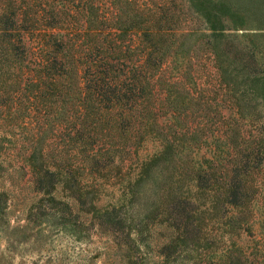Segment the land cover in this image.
I'll use <instances>...</instances> for the list:
<instances>
[{"label":"trees","instance_id":"obj_1","mask_svg":"<svg viewBox=\"0 0 264 264\" xmlns=\"http://www.w3.org/2000/svg\"><path fill=\"white\" fill-rule=\"evenodd\" d=\"M189 6L204 27L140 0H0V264L49 228L97 242L85 264H264V69L232 6Z\"/></svg>","mask_w":264,"mask_h":264},{"label":"rangeland","instance_id":"obj_2","mask_svg":"<svg viewBox=\"0 0 264 264\" xmlns=\"http://www.w3.org/2000/svg\"><path fill=\"white\" fill-rule=\"evenodd\" d=\"M240 13L242 23H237L233 26L232 21L228 24L232 25L227 32L232 33L235 48L247 54H253L254 64L260 70L264 69V0H224ZM152 8H156L159 12L166 14L165 18H170V21L176 22V28L196 29L204 27L205 22L197 16L193 9L189 6V0H140ZM205 52V51H204ZM207 52V51H206ZM204 59V60H203ZM205 62L204 69L201 66L198 73L202 79H208V73L205 70H211V64L205 57L202 58ZM201 60V61H202ZM251 97V96H250ZM262 121L264 125V108L260 106L257 111H254L253 118ZM257 129L252 128L253 133L261 135L264 140V126ZM262 127V128H261ZM249 130V126L246 127ZM258 130V131H257ZM260 137V138H261ZM264 143V142H263ZM264 146V145H263ZM29 192V188L27 189ZM30 196V195H28ZM27 198H24V202ZM12 223L15 215L12 214ZM52 228L45 230L38 235L39 237L29 239L27 243L16 244L14 253L10 254V264H32V261L38 260L40 264H85L86 261L96 251L97 242L82 241L76 242L74 239L64 233H56L51 231ZM5 241L0 234V250L4 248ZM8 253L5 252V255Z\"/></svg>","mask_w":264,"mask_h":264}]
</instances>
